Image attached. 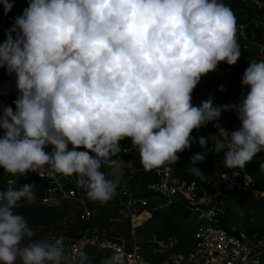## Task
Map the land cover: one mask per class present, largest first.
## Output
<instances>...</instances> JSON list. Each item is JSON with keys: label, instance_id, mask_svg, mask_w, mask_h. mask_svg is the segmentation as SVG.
<instances>
[{"label": "clouds", "instance_id": "obj_1", "mask_svg": "<svg viewBox=\"0 0 264 264\" xmlns=\"http://www.w3.org/2000/svg\"><path fill=\"white\" fill-rule=\"evenodd\" d=\"M0 4L5 15L14 6ZM5 37L0 68L15 75L18 91L15 110L0 112V167L8 174L46 166L76 176L86 197L104 204L117 184L102 168L122 166L113 159L121 141L136 146L146 171L173 165L193 130L228 110L239 127H218L224 167L244 168L264 152V59L248 61L239 103L191 102L203 76L241 55L223 0H28ZM208 142L198 140L202 149ZM204 159L203 152L191 158L190 172L201 179L195 165ZM258 167L264 172V161ZM35 199L31 184L0 190V264H90L84 253L74 262L59 239H33L14 209ZM101 264H126V253L116 247Z\"/></svg>", "mask_w": 264, "mask_h": 264}, {"label": "built area", "instance_id": "obj_2", "mask_svg": "<svg viewBox=\"0 0 264 264\" xmlns=\"http://www.w3.org/2000/svg\"><path fill=\"white\" fill-rule=\"evenodd\" d=\"M258 5L264 8V3ZM2 9L3 5L0 7V16ZM236 31L237 36L241 33L244 34V27L238 26ZM237 87L246 94L247 88L241 81L238 82ZM12 96L17 97L18 95L0 93V112H2L4 106L13 108ZM211 123L216 130H218V127H224L228 131H232L239 127L238 118H236V124L231 125L230 117L225 113H221L218 121H212ZM0 135H3L2 129ZM220 139L222 140L221 137ZM226 150V148H221L220 152L216 154L217 158L215 157L218 170H220L218 185L213 194L200 189L194 182H187L176 177L171 165L156 168V179L148 184H139L136 168L127 170L123 176V181L132 198L121 202L120 205L129 211L126 219L130 225L128 238H103L95 232L87 231L75 240L63 236L52 237L51 240L59 239L74 262L81 253L86 254L90 260L92 257L89 253L90 250L111 255L112 250L119 247L126 253V264H152L143 253L137 240V230L141 227L144 228V225L151 220L152 212L169 210L170 208L175 209L181 197L186 201L188 214L194 224V246L188 255L176 254L173 256L171 264H262L264 240L254 243L245 232L239 233L237 236L228 233L220 226L219 214L226 195L244 194L251 196L256 201L264 202V172L260 171L258 167L259 163L264 161V157L260 155L254 157V159H257V163L252 166V170H248L246 166L241 169H230L224 167L223 164ZM120 155L135 157L139 155V152L136 146L132 144L121 149ZM61 177L63 176L50 172L45 166L39 173L28 172L17 176L14 180H4L12 188H18L24 184L34 185L36 199L33 201L22 200L16 208L25 203L54 206L62 200L71 199L84 204L81 191H85L79 189L76 176L67 177L69 183L75 187V193H64L61 201L51 199L56 190L62 192V187L59 185ZM44 184H47L48 188L44 190L43 198L38 199L37 191ZM53 186H56V188ZM131 200L140 203V210L136 214L130 213ZM90 216L91 213L85 208V215L82 218L88 220Z\"/></svg>", "mask_w": 264, "mask_h": 264}, {"label": "trees", "instance_id": "obj_3", "mask_svg": "<svg viewBox=\"0 0 264 264\" xmlns=\"http://www.w3.org/2000/svg\"><path fill=\"white\" fill-rule=\"evenodd\" d=\"M9 2L14 5L12 10L7 15L4 14L3 9L1 10L0 43H3L6 38L4 36L5 30L12 27L15 17L22 14L23 9L28 6V0H9ZM223 2L231 8L235 15L236 28L238 26H243L245 38L264 48V21L256 22V19L264 14V8L258 5L263 4V0H223ZM263 57L264 55L257 56L241 51V55L235 65H228L221 62L218 65L217 70L209 72L203 76L199 84L193 90L192 96L196 106H199L202 101H206L209 98L212 99L214 106L239 103L245 93L238 89L237 84L241 81L245 69L249 66L248 61L261 60ZM9 76L10 74L7 73L6 69L0 68V91L3 90L1 89V84ZM221 86L224 88L223 91L220 90ZM16 98V96L11 97L14 110L15 105L13 102ZM222 113H225L230 117L231 125L236 124L237 115L234 110L222 111ZM201 129L202 127L194 129L193 133L198 132ZM131 145V140L128 138L120 142L121 149ZM51 150V146L46 149V151L49 152ZM199 152H203L205 159L202 162H197L195 166L198 167L205 176L203 179L198 178L190 172V169L193 166L191 158L194 154ZM171 166L174 175L179 179L187 182H194L200 189H203L209 194L215 192L212 178L215 169L217 168V162L215 156L209 154L205 149L199 147L192 150L189 158H179L178 161ZM0 176L5 180L11 181L19 175L13 176L8 174L2 167H0ZM81 196L84 204L75 199L62 200L59 204L54 206L25 203L20 207L15 208L14 211L26 218L34 233L33 239L35 240H51L52 237L59 236L75 240L80 238L87 231L95 232L103 238H112L115 235L113 231L116 230L118 231V235H123L122 233L124 230L126 234H128L124 235L129 236L130 225L128 221L122 218L119 222L115 220V216L120 212L119 207L112 206V204L116 202L115 199L101 204L89 200L83 191H81ZM85 208L91 213L88 220L82 218L85 215ZM157 215L158 212H152L153 218ZM164 230L165 232L169 231V229L166 228ZM246 233L252 242L257 243L263 239L264 229L248 228ZM153 234L156 235L158 241H166L168 238L167 236H164L163 229L157 232L154 231ZM255 234H257L256 237Z\"/></svg>", "mask_w": 264, "mask_h": 264}, {"label": "crops", "instance_id": "obj_4", "mask_svg": "<svg viewBox=\"0 0 264 264\" xmlns=\"http://www.w3.org/2000/svg\"><path fill=\"white\" fill-rule=\"evenodd\" d=\"M217 132L218 130H216L212 123L209 122L207 125L202 126L200 131L195 133L192 132L191 135L198 148L201 147L198 143L200 137L209 141L205 150L209 154H213L216 157V154L219 153L222 148L218 145V142H222V140L219 135H216ZM190 152L191 151H189V154ZM259 155L264 157V152L257 154V156ZM113 159L122 161V166L119 169H113L105 166L102 168V171L106 174L108 179L114 180L117 184L115 192L117 194V198H115L116 202L113 203L112 206L120 208V212L115 216V220L119 222L121 218L126 220L127 215L129 214V211L120 205L121 202L129 200H125L120 197L124 191H128L126 190L127 188L125 187L123 181L124 174L127 170L136 168L138 170L137 179L139 184H148L156 179V170L153 169L146 171L140 162L139 155L135 157H126L118 153L116 157H113ZM256 160L257 159H254L246 164L248 170H252V166L257 163ZM219 170L217 166L212 178L215 190L218 185ZM82 190L84 189L82 188ZM246 202H249V204ZM262 209L264 210V202L256 201L251 196L244 194L226 195L224 198V205L219 214L220 226L224 230H227L228 233L236 236L242 232L246 233L248 228L264 229V215H257ZM165 228L169 229V231L165 232ZM162 229L164 236L168 237L166 241H158L156 235L153 234L154 231L157 232ZM113 232L116 236L114 235L112 238L129 237L126 236L128 234H126L124 230L122 233L123 235H118V231L116 230ZM255 235L257 236V234ZM136 237L143 253L152 264H171V259L176 254L188 255L194 246V224L188 214L185 199L180 197L175 209L170 208L169 210L158 211V215L155 216V218L152 216L151 220L144 225V228L141 227L137 230ZM262 240H264V236ZM89 253L92 256L89 260L90 264H101V261L110 256L104 253L100 254V252L96 250H90ZM261 261L262 264H264V254L262 255Z\"/></svg>", "mask_w": 264, "mask_h": 264}, {"label": "water", "instance_id": "obj_5", "mask_svg": "<svg viewBox=\"0 0 264 264\" xmlns=\"http://www.w3.org/2000/svg\"><path fill=\"white\" fill-rule=\"evenodd\" d=\"M264 2V0H263ZM2 6V4H0V7ZM264 21V14H262L260 17H258L256 19V22H263ZM238 38V43L240 44L241 46V49L242 51H245L249 54H252V55H261L262 54V51H263V48L257 44H254L252 42H250L249 40H247L244 36V34H239L237 36ZM2 136V135H0ZM198 146L197 144L193 141L190 145V148L189 149H186L180 153H177L178 157L181 158V159H187L190 157V154H189V151H192V150H195L197 149ZM59 185H61L62 187V192L61 191H55L54 194L51 196V199L52 200H57V201H61L62 198H63V194H68V193H75L76 189L73 185H71L69 183V179L67 177H61L59 179ZM54 188H56V186H53ZM8 188V183L0 176V190H7ZM48 188V185L47 184H44L42 186V188L38 189L37 191V198L38 199H42L43 198V193H44V190ZM79 189L82 190V187L79 186ZM121 198L123 199H130L132 198V195L131 193H129L128 191H124L121 195H120ZM115 198H117V194L115 193V195L113 196L111 200H114ZM140 209V203L135 201V200H131L130 201V211L132 214H136L137 211Z\"/></svg>", "mask_w": 264, "mask_h": 264}, {"label": "bare ground", "instance_id": "obj_6", "mask_svg": "<svg viewBox=\"0 0 264 264\" xmlns=\"http://www.w3.org/2000/svg\"><path fill=\"white\" fill-rule=\"evenodd\" d=\"M0 93L17 94L18 95V91H17L16 84H15V75L9 81L8 90H6L4 88L3 90L0 91Z\"/></svg>", "mask_w": 264, "mask_h": 264}, {"label": "rangeland", "instance_id": "obj_7", "mask_svg": "<svg viewBox=\"0 0 264 264\" xmlns=\"http://www.w3.org/2000/svg\"><path fill=\"white\" fill-rule=\"evenodd\" d=\"M5 36V35H4ZM264 55V53L262 54V56ZM263 59H264V57H263ZM14 76V74H12V75H10L5 81H3V83L1 84V86H2V88L1 89H4V88H6V90H8V86H9V81H10V79L12 78ZM6 84H7V86H6ZM192 104L194 105V106H196V103H195V101H194V99H193V96H192ZM239 195V194H238ZM126 200V199H125ZM236 200V199H235ZM246 203H248L249 204V202H246ZM260 214V216L261 215H264V210L262 209L261 211H259L258 212V214L257 215H259Z\"/></svg>", "mask_w": 264, "mask_h": 264}]
</instances>
